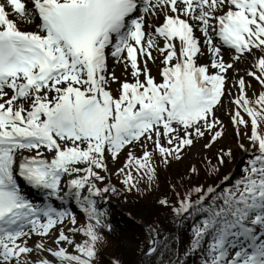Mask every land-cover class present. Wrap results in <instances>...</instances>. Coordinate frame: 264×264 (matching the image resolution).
<instances>
[{"label": "snow or ice", "instance_id": "6c2138e0", "mask_svg": "<svg viewBox=\"0 0 264 264\" xmlns=\"http://www.w3.org/2000/svg\"><path fill=\"white\" fill-rule=\"evenodd\" d=\"M224 116L243 174L170 184L156 203L193 221L190 243L181 255L147 224L142 264H264V0H0V264H103L114 233L103 203L159 190L158 169L218 144ZM232 158L219 148L209 175Z\"/></svg>", "mask_w": 264, "mask_h": 264}, {"label": "trees", "instance_id": "16d2710c", "mask_svg": "<svg viewBox=\"0 0 264 264\" xmlns=\"http://www.w3.org/2000/svg\"><path fill=\"white\" fill-rule=\"evenodd\" d=\"M222 147H231L233 158L231 161L226 160L225 164L220 166L219 172L212 175H209L206 164L208 160H211L213 164L216 163L215 157L218 149L221 147L200 161L194 158L188 161H173L166 169L163 167L159 168V190L147 195H137L135 193L128 195L130 212L134 219L117 214L115 208L109 206L107 210L109 212V219L114 227V233L110 237L109 247L105 251L103 264H108V259L113 255L118 256L123 261V264H142L143 253L141 249H146L149 246L150 240L146 225L152 224L153 222L159 223L163 229L160 238L163 240L164 237H169L167 242L170 247L173 250L179 249L182 255L191 240V226L193 221L186 220L183 223H177L167 209L157 205L156 198L163 194L171 195L169 191L170 184H183L184 187L195 184L205 186L207 184L217 185L218 181L230 170L231 165L234 163H236V172L232 181L241 176L243 174L242 169L248 157L246 159H238V156L242 154V150L234 144ZM192 165H195L200 172L198 176H193L191 179H188V170ZM181 177L185 179L182 181ZM227 183L221 185V187L226 186ZM180 190L183 191V188ZM114 215H120V217H114ZM171 237H177L178 239L174 240ZM166 256L175 258L171 252L166 253ZM185 264H199V257L190 256L185 261Z\"/></svg>", "mask_w": 264, "mask_h": 264}, {"label": "rangeland", "instance_id": "374dc122", "mask_svg": "<svg viewBox=\"0 0 264 264\" xmlns=\"http://www.w3.org/2000/svg\"><path fill=\"white\" fill-rule=\"evenodd\" d=\"M226 54H227V52H226ZM205 60H206V57H205ZM250 63H251V59L250 58H247V59L241 61L239 66H240L241 70H243L244 68L248 67L250 65ZM109 70L110 71H115L116 75L119 76V77H121V78L131 79L130 70H126L122 64L119 65V68L114 67V68L111 69L109 67ZM152 71H153V74H156V67L155 66H152ZM230 75H232V73H230ZM113 86H114V88H116V85L115 84ZM222 119L224 120V122L226 124L225 125V127H226L225 135L220 140V142L218 144H216L214 147H212L213 149L217 145H222V144L224 145L227 142H229V141L232 140L229 137V133H230V129L233 128V127L229 124V121H228L227 116L222 117ZM203 144H204L203 141H201L200 144L196 145L195 148H193L191 151H189L187 153L186 157L183 158V159L184 160H187L191 156H196L197 159H201L205 154L209 153L210 149H212V148H210L209 150L204 149L203 148ZM109 167L110 168L112 167V164L111 163L109 164ZM117 182H118V179H117ZM109 200H112L115 203L119 204L124 211H129L128 199L125 198V195L122 194L121 192L118 193V194H112L110 196ZM50 246H51V244H50Z\"/></svg>", "mask_w": 264, "mask_h": 264}, {"label": "bare ground", "instance_id": "6f19581e", "mask_svg": "<svg viewBox=\"0 0 264 264\" xmlns=\"http://www.w3.org/2000/svg\"><path fill=\"white\" fill-rule=\"evenodd\" d=\"M112 60V59H111ZM35 242V240L33 239V240H31L29 243L31 244V243H34Z\"/></svg>", "mask_w": 264, "mask_h": 264}]
</instances>
